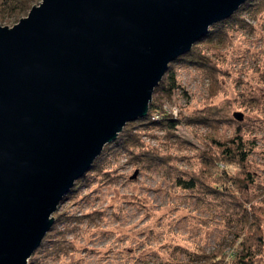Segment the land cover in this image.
<instances>
[{
    "label": "water",
    "instance_id": "1",
    "mask_svg": "<svg viewBox=\"0 0 264 264\" xmlns=\"http://www.w3.org/2000/svg\"><path fill=\"white\" fill-rule=\"evenodd\" d=\"M243 1L39 0L0 23V264H28L75 180L147 114L168 63Z\"/></svg>",
    "mask_w": 264,
    "mask_h": 264
},
{
    "label": "rangeland",
    "instance_id": "2",
    "mask_svg": "<svg viewBox=\"0 0 264 264\" xmlns=\"http://www.w3.org/2000/svg\"><path fill=\"white\" fill-rule=\"evenodd\" d=\"M239 14L243 23L218 24L227 29L225 38L211 46L199 43V51L216 67V81L192 64H177L176 86L168 96L155 95L159 112L165 110L174 117L188 116L210 104L225 106L234 120L213 127L177 124L174 132L188 143L183 147L167 138L161 127H134L141 148L174 157L167 163L141 165L125 150L109 153L103 171L90 173L88 182L56 209L62 219L54 232L63 231L58 238L65 249L48 247L37 264H192L193 254L220 259L224 251L229 258L228 253L238 248L224 209L178 186L175 175L198 171L202 165L197 154L212 149L211 135L232 134L238 120L248 149L247 170L254 182L247 184L248 190L258 195L254 202L264 206V8L254 14L241 9ZM217 163L212 170L240 172L234 163ZM261 224L264 231V219Z\"/></svg>",
    "mask_w": 264,
    "mask_h": 264
},
{
    "label": "trees",
    "instance_id": "3",
    "mask_svg": "<svg viewBox=\"0 0 264 264\" xmlns=\"http://www.w3.org/2000/svg\"><path fill=\"white\" fill-rule=\"evenodd\" d=\"M37 2L38 0H0V23L7 22L10 19L12 21L17 20L26 14L31 5ZM262 8H264V0H244L231 15L210 25L205 35L199 41L194 42L187 52L170 61L159 82L153 88L147 114L136 120L127 121L116 138L104 144L101 152L92 161L90 168L75 180L61 200L73 193L80 184L88 182L87 179L90 173L97 170L103 171L102 167H104L105 159L112 151L125 150L130 153L131 159L141 165H153L158 162L167 163L174 157L171 154H162L155 148H141L139 146V136L137 132L133 131L136 126L144 128L161 127L167 138H171L179 147H183L187 146L188 143L179 138L174 132L177 124L196 122L213 127L234 120L225 106L210 104L195 109L188 116L174 117L171 114L164 113L160 118L153 119L151 113L160 107L155 102V95L164 94L168 96L176 86L174 67L177 64H192L206 73L211 81H216L214 72L216 67L210 62L209 56L199 51V45L206 43L211 46L215 40L226 37L227 29L224 30L219 26L220 22L243 23V19L239 14L241 9L254 14L255 11ZM208 68L213 70L206 72L208 70L205 69ZM215 92L211 91L212 94ZM233 130V133L228 136L211 135L210 146L212 149L202 150L197 154L200 165H202L198 171L179 172L175 175V183L178 186L186 189L195 197L206 200L208 203L215 202L224 209L228 224L232 229V237L238 245L236 250L231 254L228 253L229 258L224 251H221L223 258L220 259L213 255L193 254L192 264H232L234 261L241 264H264V231L261 224L264 219V206H258L254 202V198L258 195L248 190L250 188L248 185L254 182L253 176L247 170L248 149L245 147L243 140V127L241 123H238V120L234 124ZM218 160H223L225 164H236L240 172L232 174L226 168L212 170L211 166L217 165ZM61 215L56 210L53 212V224L43 236L39 246L28 257V264H37L39 255L47 251L50 246L55 249H65L62 239L58 238L62 236L63 231L54 232L56 223L62 219Z\"/></svg>",
    "mask_w": 264,
    "mask_h": 264
},
{
    "label": "built area",
    "instance_id": "4",
    "mask_svg": "<svg viewBox=\"0 0 264 264\" xmlns=\"http://www.w3.org/2000/svg\"><path fill=\"white\" fill-rule=\"evenodd\" d=\"M163 110H164V108H163ZM164 113H165V110H164V112H159V109H156V111H153V112L151 113V118H153V119L160 118L161 115L164 114ZM174 115H175V114H174Z\"/></svg>",
    "mask_w": 264,
    "mask_h": 264
}]
</instances>
